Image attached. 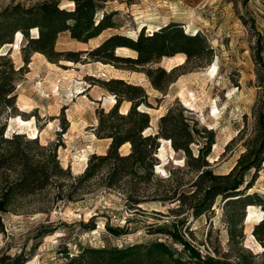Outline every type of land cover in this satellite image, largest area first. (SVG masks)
I'll return each instance as SVG.
<instances>
[{
    "label": "trees",
    "instance_id": "obj_1",
    "mask_svg": "<svg viewBox=\"0 0 264 264\" xmlns=\"http://www.w3.org/2000/svg\"><path fill=\"white\" fill-rule=\"evenodd\" d=\"M64 1L73 5L63 6ZM110 1L41 0L30 5L10 2L0 9V230L5 231L4 214L17 211L19 204L36 197L50 205L49 211L59 207L60 203L80 200L92 188L100 187L119 191L128 207L135 212H139L140 204L148 200H167L168 190L160 185L156 173L160 164L158 151L161 139H166L172 142L175 150L186 154L189 167L198 172L193 194L190 197L181 194L175 200L188 206L185 212L197 218L210 212L222 198L232 254H204L183 232L188 217H179L185 210L181 203L173 210L178 214L175 218L153 230V233L166 235L172 242L152 239L123 245H80L76 253L65 248L62 250L66 258L64 264H252L256 255L244 247L246 209L254 205L260 206L264 212V194L250 192L264 164V35L261 32H255L252 48L258 83L262 88L254 107L255 124L247 138L242 130L227 145L228 150L245 137V149L229 173L217 174L209 168L207 158L216 142V131L200 125L185 108L172 106L160 118L159 131L148 133L151 115L146 108L153 107L149 94L142 85L122 78L91 79L92 85L105 88L114 94L117 101L109 110H97L95 134L99 139L110 140V144L105 153L91 155L83 173L74 175L71 167L62 166L58 154L64 145L61 140L42 145L39 137L28 139L20 133L6 136L7 122L4 118L10 114L17 115V86L35 53L45 55L53 63L60 62L64 55L70 61L80 62V56L85 54L91 62L143 72L152 86L163 93L185 73L212 62L215 51L208 38L200 31L187 33L184 25L176 21L149 34L143 27L136 38L114 34L86 51H57L58 38L64 32H69L73 39L88 42L107 29L118 28L115 17L119 12L107 11ZM247 1L244 0L245 3ZM127 2L132 3V0ZM100 12H103L102 16H99ZM33 30H37L36 35L32 34ZM18 32L25 39L22 47L25 64L19 69L11 57L12 49L1 52L5 46L15 43ZM120 47L135 51L137 56L117 54ZM178 53L187 55L183 64L170 70L158 65L164 57L171 58ZM124 103L130 104L127 112L121 110ZM61 120L63 130L60 135L66 133L70 126L64 113ZM199 141L202 146L195 155L192 145ZM126 145L130 146L128 152L122 150ZM79 225L88 232L97 229L95 218L88 222L80 221ZM105 227L115 237L129 233L126 228L114 227L108 222ZM57 229L52 225H42L38 237L52 234ZM186 232L192 234L189 227H186ZM253 235L264 247V215L255 225ZM24 251L14 256L3 255L0 264H26L31 258Z\"/></svg>",
    "mask_w": 264,
    "mask_h": 264
},
{
    "label": "rangeland",
    "instance_id": "obj_2",
    "mask_svg": "<svg viewBox=\"0 0 264 264\" xmlns=\"http://www.w3.org/2000/svg\"><path fill=\"white\" fill-rule=\"evenodd\" d=\"M38 1L41 0H0V9L10 2L30 5ZM127 1L112 0L108 3L107 11L119 12L115 17L118 28L107 29L88 42L73 39L69 32H64L58 38L57 51H86L114 34L136 38L143 27L149 34L176 21L184 25L187 33L200 31L208 38L215 51L212 62L185 73L163 93L152 86L145 73L91 62L85 54L80 56V62H70L64 55L58 63L49 61L45 55L34 54L28 71L17 86V115L10 114L4 118L7 122L6 136L20 133L32 139L31 134L36 130L40 133L42 145L61 140L64 145L58 154L62 166L71 167L73 174L79 175L84 172L91 155L105 153L110 144V140L96 136L94 127L97 125V110L112 108L107 98L114 94L99 85H92L91 79L122 78L142 85L149 94L153 107L146 108L151 115L148 133L159 131L160 118L172 106L185 108L200 125L216 131V142L207 158L209 168L217 174L229 173L244 151L245 137L252 133L255 124L254 107L262 88L258 83L252 48L256 40L255 32L264 35V0H249L246 3L244 0ZM72 5L63 2V6ZM102 14L100 12L99 16ZM32 34L36 35L37 30H33ZM24 44V37L16 35L14 45H7L1 51L6 53L12 49L11 57L18 69L25 64ZM117 54L137 56L131 49H122ZM178 54L173 60L164 57L158 65L170 70L183 64L180 62L182 55ZM262 54L264 56V52ZM184 55L186 61L187 55ZM211 65L217 66L216 72L212 73ZM129 108L130 104L124 103L121 110ZM63 113L70 126L66 133L60 135ZM19 116L30 124L21 126L16 120ZM242 130L245 132L244 139H239L227 150L229 142L237 138ZM201 146L200 141L192 145L195 155ZM122 150L128 152L130 146L126 145ZM158 157L160 164L156 173L160 185L168 190L167 200H148L140 204L139 212H135L128 207L119 191L102 187L92 188L80 200L60 203L51 211L48 209L50 205L44 203L41 197L27 200L19 204L17 211L2 217L5 231L0 230V258L25 250L31 258L26 264H64L66 258L62 250L65 248L76 253L80 245H123L152 239L172 242L166 235L153 233V230L178 215L173 210L183 202L175 199L181 194L189 197L193 194L198 172L189 167L186 154L175 150L172 142L166 139H161ZM254 191L264 194V164L250 192ZM224 206L225 201L219 198L212 210L200 217L185 212L188 206H184V213L179 216L183 219L188 217L183 232L204 254H232ZM248 208L246 215L249 217ZM253 210L254 216L244 220V247L256 255L252 264H264V247L253 235V229L264 212L260 206H255ZM92 218L97 222L96 230L88 232L80 227V221L88 222ZM107 222L114 227L126 228L129 233L115 237L107 232ZM42 225L58 229L38 237ZM186 227L192 234L186 232Z\"/></svg>",
    "mask_w": 264,
    "mask_h": 264
},
{
    "label": "bare ground",
    "instance_id": "obj_3",
    "mask_svg": "<svg viewBox=\"0 0 264 264\" xmlns=\"http://www.w3.org/2000/svg\"><path fill=\"white\" fill-rule=\"evenodd\" d=\"M23 36V34L21 33V32H18L17 33V37H22ZM14 45V44H13ZM122 49H129V48H127V47H120V48H118L117 49V51L118 52H120ZM178 55H182V57H180V62L181 63H184L185 62V55L184 54H178ZM176 57V56H175ZM174 57V58H175ZM173 57H171V59L170 60H173L174 59ZM71 62V61H70ZM213 67V69H212V73H214V72H216L217 71V66L216 65H214V66H210V68H212ZM116 98H115V96H112V97H108L107 98V102H109L110 104H111V106L113 107L114 105H115V103H116ZM123 112H127V110H125V111H123ZM16 120H18V122L20 123V125L21 126H28L29 124H30V122L29 121H27V120H24V119H22L20 116L19 117H17V119ZM39 132L38 131H34L32 134H31V138H37V137H39ZM163 140V139H162ZM168 142H170L169 140H167ZM253 208H255V206L254 205H250L249 206V210H248V213H249V217H248V215H247V217L248 218H252L253 216H254V210H253Z\"/></svg>",
    "mask_w": 264,
    "mask_h": 264
},
{
    "label": "crops",
    "instance_id": "obj_4",
    "mask_svg": "<svg viewBox=\"0 0 264 264\" xmlns=\"http://www.w3.org/2000/svg\"><path fill=\"white\" fill-rule=\"evenodd\" d=\"M35 54L43 55V54H41V53H35ZM43 56H44V55H43Z\"/></svg>",
    "mask_w": 264,
    "mask_h": 264
}]
</instances>
